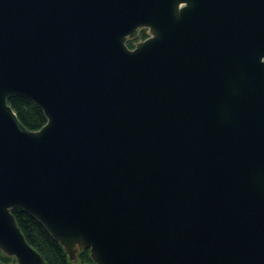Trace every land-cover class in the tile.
<instances>
[{"label": "water", "instance_id": "1", "mask_svg": "<svg viewBox=\"0 0 264 264\" xmlns=\"http://www.w3.org/2000/svg\"><path fill=\"white\" fill-rule=\"evenodd\" d=\"M16 208L95 264H264V0H0V250L47 264Z\"/></svg>", "mask_w": 264, "mask_h": 264}, {"label": "trees", "instance_id": "2", "mask_svg": "<svg viewBox=\"0 0 264 264\" xmlns=\"http://www.w3.org/2000/svg\"><path fill=\"white\" fill-rule=\"evenodd\" d=\"M147 36L146 29H141L137 39H144ZM135 40L129 39L128 47L132 48ZM7 103L27 129L37 130L46 123L43 110L30 99L21 95H11L7 98ZM11 212L28 243L42 255L47 264H75L64 246L52 237L37 218L20 208L12 209ZM75 257L80 264H95L87 248H76ZM0 260L5 264L16 263L14 257L6 255L1 250Z\"/></svg>", "mask_w": 264, "mask_h": 264}, {"label": "rangeland", "instance_id": "3", "mask_svg": "<svg viewBox=\"0 0 264 264\" xmlns=\"http://www.w3.org/2000/svg\"><path fill=\"white\" fill-rule=\"evenodd\" d=\"M145 29H146V32L148 33L147 28H145ZM137 37H138V35H137ZM137 37L134 38V39H136V40L134 41V44H135L136 42L140 41V40H143V39H137ZM75 251H76V250H75ZM72 260L74 261L75 264H80V262L78 261V259L75 257V252L73 253Z\"/></svg>", "mask_w": 264, "mask_h": 264}, {"label": "flooded vegetation", "instance_id": "4", "mask_svg": "<svg viewBox=\"0 0 264 264\" xmlns=\"http://www.w3.org/2000/svg\"><path fill=\"white\" fill-rule=\"evenodd\" d=\"M141 29H145V28H141ZM141 29H140V30H141ZM140 30H139V32H140ZM139 32H138V34H139ZM136 37H137V36H136ZM136 37H135V38H136Z\"/></svg>", "mask_w": 264, "mask_h": 264}]
</instances>
